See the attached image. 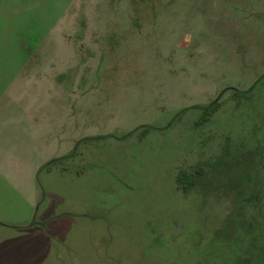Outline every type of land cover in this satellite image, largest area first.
<instances>
[{"label": "rangeland", "instance_id": "1", "mask_svg": "<svg viewBox=\"0 0 264 264\" xmlns=\"http://www.w3.org/2000/svg\"><path fill=\"white\" fill-rule=\"evenodd\" d=\"M0 143V264H264V0H0Z\"/></svg>", "mask_w": 264, "mask_h": 264}, {"label": "crops", "instance_id": "2", "mask_svg": "<svg viewBox=\"0 0 264 264\" xmlns=\"http://www.w3.org/2000/svg\"><path fill=\"white\" fill-rule=\"evenodd\" d=\"M4 145L6 146V144H4ZM1 146L2 145L0 143V148H1ZM6 147H9L10 148L11 145H8ZM13 147H15V146H13ZM1 151L2 150H0V154H1ZM2 162L3 161L0 159V163H2ZM12 164H13V162L8 163L7 166L10 167V168H13L15 166V164H13V165ZM4 166H5L4 163H3V165L0 164V182H4L7 186H10V187L15 188L14 186H16L17 183H18V180H17V177H16V172H17L16 167L13 168L15 170L12 169L13 170L14 177H11V176L5 174L6 170H5Z\"/></svg>", "mask_w": 264, "mask_h": 264}, {"label": "trees", "instance_id": "3", "mask_svg": "<svg viewBox=\"0 0 264 264\" xmlns=\"http://www.w3.org/2000/svg\"><path fill=\"white\" fill-rule=\"evenodd\" d=\"M178 178H179L178 180L182 184L183 190L187 191L192 185V180L188 179V177L184 171L179 172Z\"/></svg>", "mask_w": 264, "mask_h": 264}]
</instances>
